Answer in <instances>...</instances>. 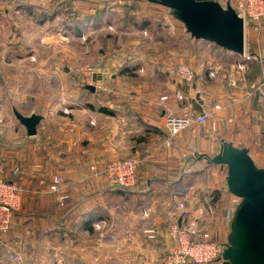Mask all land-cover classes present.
<instances>
[{"label": "crops", "instance_id": "1", "mask_svg": "<svg viewBox=\"0 0 264 264\" xmlns=\"http://www.w3.org/2000/svg\"><path fill=\"white\" fill-rule=\"evenodd\" d=\"M218 1L223 4L222 0ZM44 3L42 6L34 0H0V21L22 20L20 17L25 12L32 17L43 10L44 17L41 19L44 27L57 26L58 29L55 32L46 29L40 38L52 52L59 51L68 58L51 61L50 67L60 65L67 71L68 63L79 59L78 53L66 50L64 43L69 46L67 43L74 39L77 41L78 35H92L105 28L106 17H95V0H52ZM88 10L90 12L87 13ZM95 21L98 23L96 26ZM99 21L102 22L100 25ZM35 29L31 26L32 34L28 36H35ZM0 31L3 35L5 29L0 28ZM248 34L252 36L253 44H247L246 40V52L254 55L253 58L247 60L242 55L236 56L239 62L244 63V75L253 63L264 65V44H257L252 32L247 31L246 36ZM172 35L187 41L188 63L184 67L195 68L197 73L203 60L195 62L192 52L196 43L203 45L207 49L204 52L211 56L224 51L217 45V49L212 50L211 45L214 44L210 42L201 44L185 29L179 35L173 32ZM224 53L223 57L229 55L232 59L236 58L229 52ZM118 56L98 58L101 66L95 79L98 83L103 84L108 70L118 69V72L110 74L111 80L114 78V84H117L119 73L138 68L131 63L130 66H122ZM222 61L220 58L212 60L191 82L181 78L179 72L176 76L167 75V91L172 92L167 106L159 102L148 104L151 95L147 92L134 94L136 96L131 102L119 94H101L96 87L85 94L79 90L77 82L52 100L43 96L41 104L39 102L37 110L33 111L43 115L37 134L28 135L23 124L24 128L18 130L22 141L28 138L26 157L23 155L16 162L3 163L6 177L17 181L25 189V198L20 211L23 214L17 212L11 229L0 235V264H157L175 244L167 234L165 214L180 199L184 200L187 212L198 217L200 227L209 230L223 243L228 242L232 222L228 210L235 209L237 197L228 190L227 166L213 164L209 157L217 154L222 142L228 140L237 146H247L255 162L264 167L262 142L254 141L259 134L257 125L247 120L241 122L245 115L239 113L236 123L229 129L225 123L219 122L220 129L203 127L199 133L190 124L167 145L168 132L163 124L165 112L170 110L182 114L192 106L196 113H204L206 108L200 102L202 95L213 101L211 103L225 98L229 91L225 90L226 84L221 81L226 71ZM165 64L163 69L170 67L168 62ZM138 69L145 70L143 66ZM211 69L217 71L214 76L209 75ZM107 84L111 89L110 83ZM228 84H231L229 80ZM86 85L84 89H87ZM177 90L185 94V102L177 100L174 95ZM216 91H220L219 94ZM207 110L212 111V107H207ZM212 114L223 120L221 112ZM243 128L247 129L243 132ZM252 131H255L252 140L246 142V135ZM197 144L200 149L195 152ZM197 153L198 156L194 157ZM131 155L141 158L136 185L130 188L111 186L112 189L107 190L100 188L108 186V183L91 166L102 168L112 158ZM55 173L62 174L68 184L70 197L63 207L48 192ZM116 201L122 202L125 209L110 205ZM145 212L148 215H144ZM99 220L111 230H95L92 222ZM148 221L158 225L155 237H149L144 230ZM20 243L25 245L21 263L10 259L13 249H21ZM208 264L230 262L219 258Z\"/></svg>", "mask_w": 264, "mask_h": 264}, {"label": "rangeland", "instance_id": "2", "mask_svg": "<svg viewBox=\"0 0 264 264\" xmlns=\"http://www.w3.org/2000/svg\"><path fill=\"white\" fill-rule=\"evenodd\" d=\"M34 1L36 4L42 5L45 4L44 2H50L52 0ZM228 1L233 7L237 6V0ZM222 2L224 6L227 5L226 0H222ZM88 12H90V10H88L87 13ZM94 12L95 17L105 15V28L98 29V31L92 35H78L77 37L79 39L77 41L74 39L67 43L69 46H66V43H64L63 46H65V49L77 52V58L79 59L77 61L75 60L74 63H68L70 66H68L69 70L67 71L60 65L50 67L51 61L61 58L63 60H68V58L64 57L59 51L52 52L44 45V39L40 38L46 29L48 32L52 31V29L53 32H55L58 29L57 26L44 27L43 19H41L44 17L43 10L36 12L32 17L25 12L24 16L20 17L23 21H13L12 19H8L9 21H0V28L5 29L3 35L2 31H0V165L3 166V168L4 162L12 161L13 163L18 161L19 158H23V155H25V157L27 155L26 140L28 138L22 141L21 134L18 130L24 128V125L22 126L15 116L13 108L16 107L23 113H32L34 110H37L36 107L41 99H43V96H46L47 100H52L57 94L62 95V93H65L69 86L76 82L81 92L85 94L89 93L90 90L84 89V85L90 84L89 81L94 77L86 76L83 73H77L75 68L79 65L89 63L97 64L98 69L94 73V79H96L97 72L101 67L98 58L104 57V59H112L116 55H119L118 58L121 59L120 63L122 62V66H128L130 63L135 65V68L136 66L138 68L143 66L145 70H139L138 68L133 70L131 68L127 73H119L120 80L117 84H114V78L113 81L111 80L112 76L110 74L115 71L118 72V69L114 68L105 72L106 75L104 76V81H102V86L107 88L99 89L101 94H119L120 97H123L129 102L136 96L134 94L147 92L151 95L148 104L153 102L157 103L159 95L167 91V75L176 76L177 72H179L181 78L185 79V77H187L182 68L188 63L187 56L189 54V49H187V41L176 38V34L179 35L181 31H184V29L186 30V27L174 16L172 8L149 0H95L93 13ZM29 18H32V20H29ZM101 23L102 22H100L99 25ZM94 25H98L97 21L94 22ZM31 26L37 28L33 31L35 36H28L32 34V31H30ZM86 29L89 28L86 27ZM172 32L176 37L173 35L171 36ZM262 34L264 37V19ZM71 36L73 37V34H71ZM187 36L189 37V34ZM199 40L201 44H203L202 42H208L203 39ZM246 40L247 44H253L252 36L249 34L246 36ZM260 43L264 44V38L263 40L261 39ZM215 46V44L211 45V47H213L212 50L217 49V46ZM205 50L207 49H204V46L199 43H196L194 46V51L192 53L195 55V62L198 59H202L203 61H201L202 64L198 72L199 74L195 68H191V72H194L193 79L196 80V78L201 75L206 65H209L212 60L220 58V60H223V66H225L223 70H226L225 76L222 77L221 81L226 84L225 90L229 91V93L220 101L225 105V108L219 111L224 116L223 120H220L216 114H212L206 122L191 125L194 126V129L199 133L203 130V127L212 129L217 128L215 130L220 129L219 122L225 123L229 129L232 124L234 126V123H236L239 113L243 109H248L246 113L244 111L242 112L245 118L241 119V122L247 120L248 122L250 121V124L257 125L259 134L254 138V141L260 140L262 142L261 147H263L262 151L264 153V95H261L259 91L253 88L252 95L245 97L247 94L246 91L251 89L253 85H258L263 82L264 65H261V63H253L252 66L247 68L248 73L246 75H244L243 70H240L242 79L233 86L228 84L230 77H227L226 73L227 70H229V75L231 69L229 67L233 68L239 62V59L237 57L232 59L229 55H224L223 57V54H226L224 53L225 51L218 52V55L212 54L211 56L210 54H206V52H204ZM226 58L227 60H225ZM165 62H168L170 65L167 69H163V66L166 65ZM176 67L178 68L175 71ZM166 71L170 73L166 74ZM63 75L66 76V78L62 77ZM95 83H97V80H95ZM107 83H110L111 92H108L110 88ZM219 92L220 91H216L215 93L219 94ZM201 93L203 92L200 91L199 94ZM164 94L169 96V101L172 94L171 90ZM202 97L203 95L201 96L200 102L201 105L204 106ZM231 115L234 116L233 122L227 120V117ZM214 123L217 125L214 126ZM243 129L244 132L247 128ZM220 134L222 135V132ZM223 134L225 133L223 132ZM254 134L255 131L248 133L245 137L246 142H250L252 140L251 136ZM217 137L220 138V136ZM198 149H200L199 144H197L195 152H198ZM197 156L198 153L194 157ZM107 185L108 186L104 185L100 188L106 190L112 189L109 184ZM95 189H97L96 186ZM241 200L242 199L239 197L236 198V207ZM121 204L123 203L116 201L110 205L114 208L122 209L124 206ZM236 207L233 211V215ZM93 228L100 232L111 230L108 229L105 224L101 228H95L94 226ZM22 261L23 260H20L19 262L21 263ZM157 264H161V260H159Z\"/></svg>", "mask_w": 264, "mask_h": 264}, {"label": "built area", "instance_id": "3", "mask_svg": "<svg viewBox=\"0 0 264 264\" xmlns=\"http://www.w3.org/2000/svg\"><path fill=\"white\" fill-rule=\"evenodd\" d=\"M235 9L244 19L245 31L252 32L255 42L257 44L260 43L264 19V0H238ZM228 52L230 53V51ZM238 55L234 54L235 57ZM242 56L248 60L253 58L254 55L247 54L245 51V54ZM243 64L242 62H238L233 68L231 67L229 72V81L231 84L234 85L242 79L240 70H243ZM182 68L187 75V77L184 76L185 79L191 82L194 78V72H191V69L188 67ZM97 69V64L89 63L77 66L75 71L77 73H83L86 76L94 77ZM216 72L215 69H211L209 75L214 76ZM89 83L98 89L107 88L98 82L95 83L94 78ZM253 88L259 91L261 95H264V80L258 85H253L251 89L246 91L247 94L245 97L252 95ZM108 92H111V89ZM175 96L181 102H185L186 100L185 94L180 90L175 92ZM168 99L169 96L163 94L160 96L158 102L162 106H167ZM202 100L206 111L201 114L196 113L192 106L191 108H187L182 114L175 110L165 112L163 124L168 132L166 138L167 145L171 144L173 137L182 129L192 123L202 124L208 120L213 112H219L225 108V105L220 101L211 103L212 101L206 95H203ZM207 107H212V111H208ZM247 110L243 109L240 113L243 114V111L246 113ZM64 111L67 112L68 109L65 108ZM227 120L233 122L234 116H228ZM140 164L141 158L138 155H131L123 158H112L102 168L92 165L91 169L95 170L97 174H102L110 186L130 188L137 183V172ZM67 186L68 184L64 176L60 173L53 174L48 185V192L54 196L56 202L61 206H65L67 199L70 197ZM24 192L25 189L17 181L6 177L4 168L0 165V235L6 234L11 229L16 213L20 212L23 207ZM233 211V209L228 210L230 219H233ZM144 215H148V213L145 212ZM165 219L167 234L174 240L175 244L162 257L161 264H208L220 257L222 258V253L227 242L223 243L214 237L209 230L200 227L198 217L187 212L184 200H177L166 212ZM101 222L102 220L95 221L93 222V226L95 228H101L103 226V222ZM144 230L149 237H155L158 233V225L154 221H148V227H145ZM20 247V250L13 249L11 251V260L15 262L23 260L24 244L20 243Z\"/></svg>", "mask_w": 264, "mask_h": 264}, {"label": "water", "instance_id": "4", "mask_svg": "<svg viewBox=\"0 0 264 264\" xmlns=\"http://www.w3.org/2000/svg\"><path fill=\"white\" fill-rule=\"evenodd\" d=\"M149 1L172 8L192 37L245 54V22L229 2L224 6L218 0ZM86 88L95 90L91 84ZM14 114L28 135L37 134L42 114H23L16 107ZM209 159L213 164L227 165L228 190L242 199L235 210L222 258L230 264H264V167L255 162L247 146L228 141H223L219 152Z\"/></svg>", "mask_w": 264, "mask_h": 264}, {"label": "bare ground", "instance_id": "5", "mask_svg": "<svg viewBox=\"0 0 264 264\" xmlns=\"http://www.w3.org/2000/svg\"><path fill=\"white\" fill-rule=\"evenodd\" d=\"M230 53H231V52H230ZM231 54H232V57H235L234 54H236V53H231Z\"/></svg>", "mask_w": 264, "mask_h": 264}, {"label": "trees", "instance_id": "6", "mask_svg": "<svg viewBox=\"0 0 264 264\" xmlns=\"http://www.w3.org/2000/svg\"><path fill=\"white\" fill-rule=\"evenodd\" d=\"M222 50H224L225 52H228V50H226V49H224V48H222Z\"/></svg>", "mask_w": 264, "mask_h": 264}]
</instances>
